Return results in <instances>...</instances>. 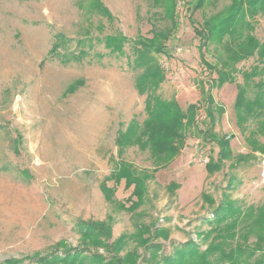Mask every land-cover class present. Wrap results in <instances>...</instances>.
Segmentation results:
<instances>
[{"label":"rangeland","instance_id":"1","mask_svg":"<svg viewBox=\"0 0 264 264\" xmlns=\"http://www.w3.org/2000/svg\"><path fill=\"white\" fill-rule=\"evenodd\" d=\"M101 1L113 18L90 16L81 0H0V264L12 258L38 264L35 253L46 254L61 240L76 246L80 219L111 218L113 239L159 219L158 226L169 229V239H159L168 253L172 241L196 239L198 229H209L202 219L225 193L244 206L264 202V153L252 152L246 141L257 125L250 121L241 129L234 108L242 72L257 61L239 62L234 82L212 85L218 78L214 48L204 46L194 28L228 0L202 9L181 1L176 29L158 15L164 11L156 5L160 0ZM153 27L173 31L157 55L166 70L157 93L183 109L198 107L196 127L168 163L157 161L150 145L116 144L131 120L142 123L147 116L146 94L136 82L140 70L130 63L135 40L152 37ZM255 34L264 40L262 16ZM108 35L123 36V49L109 46ZM208 90L215 99L214 131L230 136L233 155L250 153L248 161L230 158L213 173L206 163L219 148L199 132L212 125ZM255 137L264 142V135ZM120 158L136 175L150 176L149 198L134 212L119 206L136 199L134 184L118 178ZM103 187L114 191L110 198Z\"/></svg>","mask_w":264,"mask_h":264},{"label":"trees","instance_id":"2","mask_svg":"<svg viewBox=\"0 0 264 264\" xmlns=\"http://www.w3.org/2000/svg\"><path fill=\"white\" fill-rule=\"evenodd\" d=\"M160 1L156 5L163 6L164 11L158 15L170 20L171 26L176 29L181 1L189 8L194 5V9H202L218 0ZM84 3H87L90 16L100 13L102 17L113 18L110 9L101 0H84ZM258 16L264 18V0H228L222 9L205 16L201 25L194 28L204 40L203 45L211 44L214 48V66L218 78L212 85L234 82V72L239 71L237 64L251 57L256 59L257 64L242 72L243 82L237 83L234 108L241 129H245L246 123L250 121L257 125L256 129L250 130L246 141L252 152L264 153V142L255 137L259 133L264 135V40L255 34ZM152 29V37L135 40L134 62L130 63L136 70H140L136 82L139 92L146 94L147 116L142 123L131 120L124 130H120L116 144L119 148L132 145L145 148L150 145L157 161L162 159L168 163L184 146L185 133L196 127L195 114L198 107L191 104L183 109L176 100L163 99L157 93L166 79V70L157 55L164 53L166 43L163 44V41L168 40L173 31L157 30L156 27ZM106 40L114 49L119 44L118 48L123 49V36L108 35ZM200 54L202 58L205 56L203 51ZM205 99L208 104L206 115L212 125L199 132L205 138L212 139L219 148L217 156L209 158L206 163L208 168L212 173L218 171L230 158H236V164L248 161L250 153L233 155L230 136H220L214 131L215 99L209 90L205 92ZM118 150V155H122L123 151ZM115 162H118L120 169L118 178H125L127 186L134 184L131 197L136 198H131L128 207L124 203L119 206L134 212L149 198L147 178L150 176L136 175L129 162L122 158ZM113 176H117V172ZM103 189L109 193V198L114 193L110 188ZM175 189L174 185L170 193L173 194ZM224 195L218 204L211 201L210 206L215 205L211 209L212 215L202 219V224L209 225V229H198L195 232L196 239L188 235L184 242L172 241L171 252H164V244L159 240H168L170 236L167 227L158 226L159 219L150 224L142 222L135 232H124L116 239H113L111 218L80 219L75 221L80 239L76 246L61 240L52 251L43 255L35 253L32 259L38 264H264V202L258 207L244 206L230 194ZM131 241L134 246L129 249ZM20 262L21 259L12 258L5 263Z\"/></svg>","mask_w":264,"mask_h":264},{"label":"bare ground","instance_id":"3","mask_svg":"<svg viewBox=\"0 0 264 264\" xmlns=\"http://www.w3.org/2000/svg\"><path fill=\"white\" fill-rule=\"evenodd\" d=\"M89 125V124H88Z\"/></svg>","mask_w":264,"mask_h":264}]
</instances>
